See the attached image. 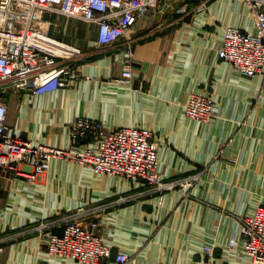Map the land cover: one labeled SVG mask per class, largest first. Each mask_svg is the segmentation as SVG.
Segmentation results:
<instances>
[{
	"label": "crops",
	"instance_id": "1",
	"mask_svg": "<svg viewBox=\"0 0 264 264\" xmlns=\"http://www.w3.org/2000/svg\"><path fill=\"white\" fill-rule=\"evenodd\" d=\"M228 25L255 29L243 0H160L127 36L103 47L96 24L78 29L65 21L70 31L60 38L82 47L81 75L43 94L6 86L17 133L66 148L81 115L108 128L143 125L154 131L164 177L200 175L189 188L158 191L73 159H53L36 181L0 167V264H80L48 256L38 225L61 230L83 206L95 209L115 252L135 256L130 264H206V241L221 255L238 234L237 215L264 202V75L238 74L217 57ZM129 50L134 77L118 84ZM204 90L218 106L207 122L184 112L190 94ZM223 264L250 263L232 257Z\"/></svg>",
	"mask_w": 264,
	"mask_h": 264
},
{
	"label": "built area",
	"instance_id": "2",
	"mask_svg": "<svg viewBox=\"0 0 264 264\" xmlns=\"http://www.w3.org/2000/svg\"><path fill=\"white\" fill-rule=\"evenodd\" d=\"M160 0H0V167L15 177L36 181L55 158L73 159L90 165L97 174L135 181L143 180L158 191L189 188L200 174L168 179L159 170L158 143L154 131L143 125L108 128L101 120L78 116L71 123V145L50 143L19 135L8 122L5 87L15 85L33 94H43L77 79L82 47L52 32L58 26L52 15L77 18L98 26L97 45H111L127 36L140 17ZM255 23L253 31L228 25L217 57L230 62L238 74L264 75V0H243ZM134 77V54L128 51L122 71L114 79L123 83ZM185 114L200 121L217 117L218 106L209 90L194 91ZM188 195V194H187ZM121 200V199H120ZM94 208L80 207L61 225V230L41 222L48 256L69 257L80 264H130L134 255L114 251L108 243ZM238 234L222 244L206 241V264H223L232 257L250 264H264V202L237 215ZM52 223V222H51ZM4 244L0 240V258Z\"/></svg>",
	"mask_w": 264,
	"mask_h": 264
},
{
	"label": "rangeland",
	"instance_id": "3",
	"mask_svg": "<svg viewBox=\"0 0 264 264\" xmlns=\"http://www.w3.org/2000/svg\"><path fill=\"white\" fill-rule=\"evenodd\" d=\"M52 18L56 20L58 26L55 28H52V32L60 37L63 36H67V33H69V28H65V21L66 20H72L74 21V24L78 27V29H80L82 26H84L85 21L77 19V18H72V17H67V16H63V15H52Z\"/></svg>",
	"mask_w": 264,
	"mask_h": 264
}]
</instances>
